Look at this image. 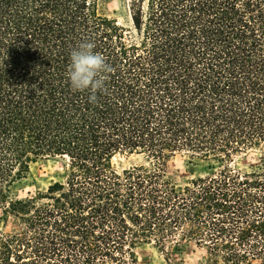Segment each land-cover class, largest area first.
<instances>
[{"label":"trees","instance_id":"trees-1","mask_svg":"<svg viewBox=\"0 0 264 264\" xmlns=\"http://www.w3.org/2000/svg\"><path fill=\"white\" fill-rule=\"evenodd\" d=\"M112 1L0 0V264H142L141 246L183 243L205 250L190 264H264V157L238 159L264 147V0ZM84 41L111 66L95 102L67 77ZM178 153L208 172L177 186ZM47 157L64 177L14 197Z\"/></svg>","mask_w":264,"mask_h":264},{"label":"rangeland","instance_id":"rangeland-1","mask_svg":"<svg viewBox=\"0 0 264 264\" xmlns=\"http://www.w3.org/2000/svg\"><path fill=\"white\" fill-rule=\"evenodd\" d=\"M113 9H116L121 15L126 11L122 0H113L111 3ZM264 157L263 149L251 151L248 155L238 158L241 159L239 165L244 169H254L260 165V159ZM142 161L141 156H117L114 163L117 168L129 167L134 162ZM203 163L197 158H193L188 153H178L168 162L167 175L177 185L184 186L189 180L208 171ZM64 161L59 157H47L39 159L31 165L28 177L18 182L13 188L14 197H27L35 194L37 191H44L56 180L64 177ZM2 210H0V226H3L1 220ZM205 254L204 249L198 248L193 243H183L177 245L168 252H163L153 245L141 246L138 250L139 259L142 264H171L167 262L169 256L175 259H183L185 263H198Z\"/></svg>","mask_w":264,"mask_h":264},{"label":"clouds","instance_id":"clouds-1","mask_svg":"<svg viewBox=\"0 0 264 264\" xmlns=\"http://www.w3.org/2000/svg\"><path fill=\"white\" fill-rule=\"evenodd\" d=\"M95 44L84 41L70 53L67 77L73 92H89L90 101L95 102L96 93L102 92L111 72L105 56L94 51Z\"/></svg>","mask_w":264,"mask_h":264}]
</instances>
